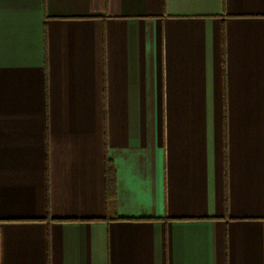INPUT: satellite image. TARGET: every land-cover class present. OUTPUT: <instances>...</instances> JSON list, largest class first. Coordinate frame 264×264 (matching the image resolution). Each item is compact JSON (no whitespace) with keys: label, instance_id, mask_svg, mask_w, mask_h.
I'll use <instances>...</instances> for the list:
<instances>
[{"label":"crops","instance_id":"crops-1","mask_svg":"<svg viewBox=\"0 0 264 264\" xmlns=\"http://www.w3.org/2000/svg\"><path fill=\"white\" fill-rule=\"evenodd\" d=\"M0 264H264V0H0Z\"/></svg>","mask_w":264,"mask_h":264},{"label":"trees","instance_id":"trees-1","mask_svg":"<svg viewBox=\"0 0 264 264\" xmlns=\"http://www.w3.org/2000/svg\"><path fill=\"white\" fill-rule=\"evenodd\" d=\"M109 175H110V173H109ZM112 175V174H111Z\"/></svg>","mask_w":264,"mask_h":264}]
</instances>
